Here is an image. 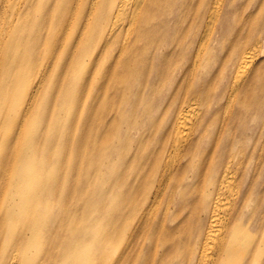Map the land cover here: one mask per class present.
Listing matches in <instances>:
<instances>
[{
	"label": "bare ground",
	"instance_id": "6f19581e",
	"mask_svg": "<svg viewBox=\"0 0 264 264\" xmlns=\"http://www.w3.org/2000/svg\"><path fill=\"white\" fill-rule=\"evenodd\" d=\"M227 1L0 0V264H91L87 252L79 258L75 250L88 237L77 235L83 220L74 210L84 206L80 196L90 192L86 184L94 185L98 151L114 131L107 127L111 112L95 115L96 109L101 100L125 106L131 94L139 98L141 87L163 83L169 84L166 95L160 88L152 93L168 105L163 131L148 141L122 139L116 209L111 193L102 195L103 264L129 263L134 254L138 264H148L135 251L154 247L164 251L151 264L178 257V264H242L236 259L249 255L242 244L246 224L254 230V264H264V237H255L264 231V214L256 218L254 210L241 218V161L233 155L229 126L255 114L264 136L263 44L249 48L235 39L230 57L236 69L217 98L215 115L208 110L210 87H203L199 74ZM251 5L259 7L255 0ZM84 94L87 120L76 135L72 116ZM234 102L238 110L221 124L217 115ZM85 146L94 152L77 164ZM70 150L75 156H67ZM260 151L264 155V145ZM41 159L60 167L67 162L70 178L78 175L76 199L58 202L59 181L42 180ZM191 164L197 165L192 180L201 182V194L183 192L187 207L178 209L182 218L170 227L169 202L162 201L166 192L174 195ZM207 164L210 171L202 173ZM41 247L48 255L37 259Z\"/></svg>",
	"mask_w": 264,
	"mask_h": 264
},
{
	"label": "rangeland",
	"instance_id": "374dc122",
	"mask_svg": "<svg viewBox=\"0 0 264 264\" xmlns=\"http://www.w3.org/2000/svg\"><path fill=\"white\" fill-rule=\"evenodd\" d=\"M251 2L252 0H231L230 2H226L220 18L221 24L219 23L217 30L213 33L207 51L203 53L202 60L204 61L199 74L201 75L200 79L202 81L201 84L203 83V87H210V92L208 93V101L210 100L208 110L210 114L215 115L214 107L217 105V98L224 92L227 82L232 79L233 73L236 69L235 57H230V51L234 48L235 39H241L240 41L249 44V48L256 43H262L260 57H264V0H255V2L259 4V7L257 8H253L252 5L250 6ZM228 3H230V6H228ZM255 21H257L256 25H254ZM194 30H197V27L193 29V33ZM241 32V38H236L235 34H241ZM187 42H191V40L187 39L186 43ZM167 86L169 87V84L167 83H163L160 87L143 86L140 88L139 94L137 95L139 98L136 99V93L131 94L128 96V102L125 106L122 105L120 107V104H117L116 102L103 104L101 100V105L99 103L96 109L97 111L95 112V115L98 113L100 114L105 110L111 112L110 117L107 119V127L114 129V131H109L108 137L103 141L104 145L101 146V150L98 151H101V159L98 162V165H96L97 171H93V174L91 175L94 178V185L90 187L86 184L85 187L90 192H87L88 194H86L85 191L83 195L80 196V198H83L82 202H84V206L74 210V212L78 210L77 212L82 214L83 220L80 223L77 222L78 226L82 228V231H78L77 235L81 234L82 237H88V240L84 239L80 243V246H77L75 250H79V258L80 255H83L82 250L87 252L85 256L90 258L91 264H103L105 247V245H103V242L105 241V216L104 212H100V208L105 205L104 200L102 199L103 193L109 192L112 195V204L110 207L112 208L113 206L114 209H116L115 202L120 195L118 179L120 172L122 139L127 137L133 140L140 139V141H148L146 139L153 137V135L158 136L159 133L163 131L166 122V119L163 117L168 105L163 101V96L160 94L166 95V93H168V90L165 91ZM159 88L162 89L161 93H156V96H154L152 93H154L155 90H159ZM141 92L143 93L140 94ZM85 95L86 94H84V96ZM85 98L86 96L82 99L76 114L72 116L77 120L76 128L74 130L76 135H81L84 120H87L89 102H86ZM236 104L237 102H234V105L231 106V109L228 112H223L222 114L217 115V120H219L221 124L223 119L230 118L236 113L238 110ZM115 106H117L116 109ZM254 116L255 114L252 119L247 120L243 125H241L242 121L239 119L234 120V122L229 124L231 127V135L233 136L232 145H234L235 151L233 155L239 157L241 161L240 165L236 166L238 170L237 176L239 179L241 178V180H243L242 191L245 195L244 204L240 206L241 218L250 216L254 210L256 218L261 214H264V155L261 156L260 151V147L264 145V136L261 133L260 122L257 118L254 119ZM236 118L239 117L237 116ZM100 120L101 119L96 118V122H99ZM136 126H138L137 130L134 129ZM73 144H75V142H73ZM152 145L153 141H151V146ZM223 150L226 149L224 148ZM61 152V149H57L56 154H58V156L62 155ZM88 152L93 154L94 151L92 147H83V152L78 153L77 164L81 162ZM66 154L67 156L72 157L75 156V151L70 150ZM41 163V168L43 169L42 180H49L54 176V178L57 179L56 181H59L58 188H60L61 191L59 198L61 199L58 202H61L64 198L76 199L73 187L78 175L73 173V178H70L68 171L69 165H67V162L64 166L62 164L61 167L54 162H50V164L43 163L42 159ZM48 165H50V167H47ZM54 165H56V169L52 168ZM196 166L197 165L195 164H191L186 170L187 173L181 178L182 182L175 186L176 192L174 195L169 194L170 192H166L164 196L162 201L163 204L165 203V200H167L170 206V219L168 220V225L170 227L176 225L182 218V216L177 215L178 209L180 210V208L183 209L184 207H187L188 198L183 195V192L187 190V193L194 197L201 194V182L195 183V179L192 180L197 171ZM59 169H61L60 176L58 175ZM146 170L147 169H145V171ZM209 171L210 168L207 164L204 169H202V173L207 174ZM8 176L11 178L12 174H8ZM7 179V175L4 176V180ZM56 181H53V184H56ZM172 185L174 186L175 184ZM197 190L199 193H197ZM227 196L229 197L230 195ZM256 204L258 206H256ZM158 210L161 209L159 208ZM188 215H190L189 212L186 213V216ZM85 219L88 220V223L85 222ZM251 226L252 225L248 226L246 224L243 230L244 240L242 241L243 245L248 246L249 255L236 259L240 261L242 260V264L245 259L248 258L250 259V264H254V243L256 242L250 243V240H253L251 237H253L252 234L254 231L250 228ZM255 237L261 239L264 237V231L263 233H256ZM146 244L149 245L148 243ZM40 249V254L36 257L37 259L48 255L46 247H41ZM163 251L164 249L161 247H157V249L154 247L152 251L147 253L144 252V248H142L141 253H137V251H135V253L139 257L143 258V256H146L149 258L150 260L148 264H151V262L159 260ZM198 254L199 253H197V255ZM129 257L130 262L125 264H138V258L135 257V254ZM181 260V257H178L173 262L171 260H166V264H178Z\"/></svg>",
	"mask_w": 264,
	"mask_h": 264
}]
</instances>
